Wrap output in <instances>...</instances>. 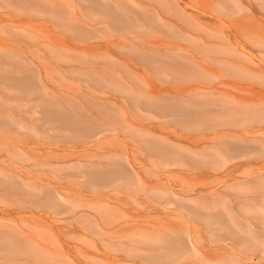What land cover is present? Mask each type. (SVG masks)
Here are the masks:
<instances>
[{
  "label": "rangeland",
  "instance_id": "1",
  "mask_svg": "<svg viewBox=\"0 0 264 264\" xmlns=\"http://www.w3.org/2000/svg\"><path fill=\"white\" fill-rule=\"evenodd\" d=\"M0 264H264V0H0Z\"/></svg>",
  "mask_w": 264,
  "mask_h": 264
},
{
  "label": "bare ground",
  "instance_id": "2",
  "mask_svg": "<svg viewBox=\"0 0 264 264\" xmlns=\"http://www.w3.org/2000/svg\"><path fill=\"white\" fill-rule=\"evenodd\" d=\"M183 114V113H182ZM249 151V150H248ZM221 229H223V228H221ZM224 230V229H223ZM246 239V238H245Z\"/></svg>",
  "mask_w": 264,
  "mask_h": 264
}]
</instances>
